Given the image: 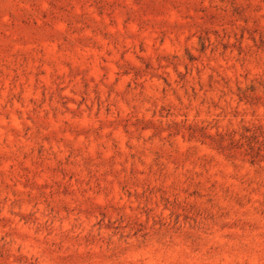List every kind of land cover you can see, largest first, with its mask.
I'll use <instances>...</instances> for the list:
<instances>
[{
  "label": "rangeland",
  "instance_id": "rangeland-1",
  "mask_svg": "<svg viewBox=\"0 0 264 264\" xmlns=\"http://www.w3.org/2000/svg\"><path fill=\"white\" fill-rule=\"evenodd\" d=\"M0 264H264V0H0Z\"/></svg>",
  "mask_w": 264,
  "mask_h": 264
}]
</instances>
